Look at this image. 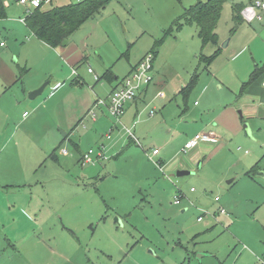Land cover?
<instances>
[{"label":"rangeland","instance_id":"1","mask_svg":"<svg viewBox=\"0 0 264 264\" xmlns=\"http://www.w3.org/2000/svg\"><path fill=\"white\" fill-rule=\"evenodd\" d=\"M78 1L80 0H55L52 6ZM197 1L108 0L105 8L86 20L73 33L72 41L82 47L88 56V61L78 66L76 76L71 75L70 67L67 68L57 50L53 51L57 53L58 58L52 56V48L49 49V46L46 48L44 44L38 49L29 47L26 41L24 44L19 42L17 46H12L8 38V30L0 26V43L6 45L0 46V54L2 50L13 48L15 53L11 54L10 59L19 60L21 64L28 61L31 67L27 78L35 80L44 76L51 80L47 89L35 99L29 97L30 92L22 91L21 94L28 103L50 99L48 93L56 77L47 74L58 64L63 71L66 70L67 76L70 75V81L67 77L64 79L66 83L71 84L75 78L84 80L83 90L78 94L73 92L68 95L66 100L68 104L65 105L67 111L61 109L59 112L61 123L56 124L55 129L62 139L58 151L60 155L64 148L71 152L73 146L69 138L74 141L79 140L86 132L78 122L79 118L74 123L69 120L70 113L74 112L72 108L77 106V97L87 95L86 91L93 85L96 86L98 94L100 90L107 95L110 84L104 80L97 81L96 76L103 77L110 71L118 75L120 81L123 80L132 66L135 67L145 55L153 53L155 42L161 38H164V41L155 60L160 65L159 70L156 68V80L164 84L166 94L172 98L171 105L180 104V113L187 114L188 118L193 117L191 111L197 107L195 101L201 102L198 108H201L200 111H205L202 121L199 120L202 117L199 115L197 122H181L179 125L185 127L181 133H177L175 128L172 130L168 145L171 149L181 148L191 132L192 125L209 121L212 115L228 105L237 107L238 116H241L239 111L242 109L239 107V101L236 100L242 98L243 84L251 79L257 65L264 67V11L256 8L261 18L251 22L244 20L241 24H236L233 19V3L248 0H225L216 29L219 44L217 46L208 44L203 47L195 23L184 24L180 29L175 26L170 33L167 32L182 16L185 8L194 5ZM17 3L15 2L17 6L12 9L13 18H18L22 14L25 16L23 11L25 7ZM244 8L241 11L242 17ZM33 9H28L27 13H31ZM7 16L10 15L7 13ZM217 49L220 51L216 58L208 69L204 68V64L200 63L201 53L212 55ZM59 59L62 60L60 63ZM90 67L94 73L88 72ZM196 72L199 73L197 83L185 96L182 93V86L185 87ZM59 73L60 70L59 72L56 70L52 74ZM214 77L216 80L213 82ZM219 84L224 85L220 87ZM69 86L66 85L67 91ZM152 89L153 86L150 90ZM202 90L206 93L201 100L199 93ZM61 91L53 100H59L58 97L63 96L66 90ZM157 91L154 89L148 92L150 95L148 94L146 101H160L161 97L150 100ZM162 92L160 91L158 96L162 95ZM14 93L16 92L10 91L0 99V150L4 144L5 156L13 154L18 157L15 144L23 139V144L29 147L33 140L28 138L29 136L36 137L35 140L50 137V126L53 122L48 121L52 116L48 108L46 112L44 110L43 114L36 117L30 129L19 128L18 121L21 114L24 111L30 113L32 109L13 108L15 97H19ZM53 100L49 101L50 105ZM104 100L105 104H109V97ZM170 100H166V103ZM150 106L148 111L152 109L153 104ZM101 109H106V106L94 104V108L92 107L97 114L101 113ZM154 112L160 114L161 108L154 109ZM112 121L121 122L120 119L115 118ZM171 125L175 126L173 123ZM153 126L152 124L149 129H145L143 135H138L143 138V146L144 143L147 144L145 149L132 143L129 147L123 145L120 155L116 158L111 157L100 163L98 161L87 163L84 168L78 161L74 162L72 173L66 174L71 177V181L80 179L82 168L87 170L89 165L98 163V170L104 171L95 184L100 188L101 194L86 193L77 197V194H71L76 187L61 181H54L53 184L44 187V194L49 191L51 196L55 197L52 199L54 202L64 201L59 197V192H62L64 198L67 196L65 191H70L69 199L72 204L79 203L82 197H85L87 202V198L91 197L89 199L91 202L98 201L100 205L109 207V213H116L112 220H107V224L101 222L99 227L94 225V229L98 230L97 235L91 237L89 233L88 237L82 235L80 239H71L63 235L62 240L58 236L59 240L56 243L70 253L77 251L79 247L86 249L88 256L77 257L82 260V264H264V175L260 174L264 173V160L259 163L261 169H258L254 176H245L242 173L243 166L248 163L252 149L246 144H241L238 148L239 141L234 132L229 130V138L222 139L216 148L213 147L212 151L208 150L202 154L200 165L197 162L189 164V154L180 151L176 156L179 165L190 167L188 170L192 173L179 176L174 172L167 177L160 172L155 159L147 153L152 152L155 146L163 147V138L168 137L161 131L160 125ZM125 132L128 141L130 133L126 130ZM130 132L132 133V129ZM200 132H205V129H200ZM64 133L71 135L69 138H64ZM250 136L253 140L254 135ZM8 139L9 142L6 143ZM25 146L21 147V153H24ZM88 147L89 144L86 142L82 145L83 150ZM94 149L98 150L99 147ZM136 150L140 154H137ZM130 154H133V157ZM61 162L62 159L59 164ZM108 163H112V168ZM51 164V160H48L45 165ZM62 164L66 165L64 162ZM109 168L112 173L106 176L105 170ZM11 172L0 169V174ZM234 178L235 180L230 183L229 181ZM40 189L43 188L38 187V190ZM178 195H182L181 204L175 203V197ZM13 196L14 194L9 193L3 196V203L13 204ZM217 196L220 197L219 201H216ZM3 203L0 200V205H4ZM184 207H188L185 212H183ZM220 207H225L227 213H221ZM204 211L218 214L215 222L209 226L208 223L214 219L211 214L206 213L204 223L197 222L198 215ZM116 217H121L122 223L115 222ZM106 229L108 231L105 232H109L111 239L105 238ZM112 238L115 241H112ZM2 241L0 233V254L15 255L17 259H21L17 264H32L30 262L32 249L36 253L40 250V243H35L33 247L28 237L21 238L18 251L13 249L9 240H6V244L1 248ZM18 253L19 256H16ZM0 261L3 262L4 259L0 257ZM56 261V264H69L59 257H56Z\"/></svg>","mask_w":264,"mask_h":264},{"label":"crops","instance_id":"2","mask_svg":"<svg viewBox=\"0 0 264 264\" xmlns=\"http://www.w3.org/2000/svg\"><path fill=\"white\" fill-rule=\"evenodd\" d=\"M54 1L55 0H47L45 2L44 8L47 6L49 8L46 9H51L54 7L52 6ZM15 2L17 1L4 0L6 11L10 16L0 19V21H2L0 26L5 30H8L10 45L17 46L19 42L23 44L28 42L29 47L38 49L43 46L42 44H44L46 48H52V56L58 58L57 53L61 54L60 58L66 64L67 68L70 67L69 72L71 71L72 76L78 75V66L83 62L88 61V56L85 54V51H83L82 47L72 41L73 34L66 45L58 48L51 47L47 43L40 40L28 27L26 23V17L28 15L27 7H23L25 16L22 14L19 15L18 18L12 17V9L17 6L15 5ZM17 4L20 5L19 3ZM0 46L4 47L6 45L3 46V42H1ZM53 50H57V53ZM13 53H15L13 48H7L2 50V54H0V99L6 93L13 91L16 92L14 94L19 96L15 97L13 108L19 109V107H30L32 109L30 113L24 111L21 114L20 120L18 121L19 128L25 127L26 129H30L33 126V122L36 117L40 114H43L44 110L46 112L48 108L52 114L48 121L53 122V124L50 126V137L45 139L39 138V140H35L36 137L29 136L28 138H33L31 145H28L29 147L23 144V139L19 143L15 144L17 153L19 155L18 157L13 154H8L5 156L4 148L6 147L4 144L3 148L0 150V169L3 168L7 172L12 171L11 173L0 174V200L3 203V196H7L8 193L11 195L14 194V201L12 202L13 204L3 203L4 205H0V211H3L0 212V233L2 234L3 238L1 248L6 244V240H9L12 243L11 245L14 250L20 249L18 248L19 241L21 238L25 237H28L29 242L30 244H33V247H35V243H40V250L37 253L34 249H32L33 255L32 259H30L32 264H56V257L62 258L66 261V263L69 264H82V260L78 259L77 257L82 256L85 258V256H88L86 255V249L84 250L79 247L77 251L70 253L67 249L60 247L56 241L59 240V237L63 238V235L71 239H80V236L84 235L85 237H88L90 233L91 237H93L97 235L98 231L97 229H94V225L99 227L102 224L101 222L107 224V220H112L113 216L116 214L115 212L109 213V207L107 205H100L98 201L95 203L91 202L89 200L91 197L87 198V202L85 201V197H82L79 199V203L77 202L76 204H72L73 202H70L69 199L70 191H65L67 196L64 198L62 192H59V197L64 201L56 202L52 200L55 197L53 198L49 191L46 193L47 195L43 192L44 187L48 184H53L54 181H61L67 185L75 186L76 188L71 191V194H77V197L86 193L90 195L99 194L100 188L95 184L102 177L104 171L98 170V163L89 165L87 170L83 169L84 166L87 165V163L83 164V156L91 148L104 146L103 152L108 158L104 159V157L96 156V161L99 163L111 157H118L120 155V151L123 149V145L129 147V144L135 143L137 146H141L143 149H145L147 144L144 143L143 146V138L139 137L138 135H143L145 129H149L150 125L152 126V124L154 126L160 125V128L162 129L161 131H163V133L168 136L163 138L162 143H164V146L159 148V153L156 155H153L150 151L147 153L155 159L158 167L160 168V172H163L165 175H167V177H170L174 172L177 174L178 170H188L190 168L188 166L181 167L179 165V160L176 156L180 151L189 154V164L192 165L195 162L199 163L201 161V157L203 156L202 154L204 152L206 153L208 150L210 151L213 149V147L216 148L217 145L221 143L222 139L229 138L228 131L232 130L235 134V137L239 141L238 148L241 147V144H246L252 149V153L248 157V163L244 164L243 166L244 168L242 173H244L245 176H254V174H256L258 171L254 170V168L258 166V169H261L259 163L264 160V72L258 79L248 84V86L242 91V98L236 100L237 102L239 101V107L242 109L243 116H238L236 111L237 107L228 105L214 116L212 115L209 121H206L202 124L192 125V129H190L191 132L189 135H187V139L185 140L184 144L180 149L176 150L171 149L168 146L170 141L169 134L172 133L174 128L177 130V133H181L182 130L185 129L184 126L179 125L181 122H197L199 115L202 116L199 119L202 121L205 116V111H200L201 108L198 107L201 105V102L199 103L198 101H195L194 103L197 107L191 111V113H193L191 114L193 117L188 118L189 116L187 114L180 113V104L171 105L172 98L166 94L165 89L163 88L164 84L159 82L160 80H156L157 69H160L159 62H155L157 56H155L154 59L153 82L150 84V87L147 86L143 91H141L134 100L130 101V103H127L124 114L119 118L121 121L120 123H114L112 121L113 118L108 114L106 109H101V113L99 112L98 114L96 112L95 117H92L90 114V110L92 107L94 108L96 100L109 97L112 90L115 89L122 81L119 80L118 75L113 73L108 75L107 78L97 75V81L104 80L110 84L109 92L107 95H105V92L99 90V93L101 94L100 95L98 92H96V86L93 85V87L88 90L89 92L86 91L87 95L83 97H77V106L72 108L74 109V112L70 113L71 116L69 117V120L70 122L74 123V121L79 118L78 122H80L82 127L86 129V132L82 134V138H79V140L75 141L69 138L71 135L70 133H66L64 138H69V142L72 144L73 148L71 149V152H68V150L65 148L62 149L60 155L58 151L61 148L62 139L59 137L60 135H57L55 129L56 124L61 123L59 118L61 114L59 112L61 109L67 111L65 105L68 104L66 101L68 95H71L73 92H77L78 94L81 90H83L84 80L81 78H75L71 84L66 83V80L64 79L67 77V79H69L68 81H70V75H68V77L66 75V70L63 71L58 64L54 70L51 69V72L47 74L51 77H56L52 88L48 93L50 99H44L36 103H28L25 97H23L21 94L22 91L24 92L26 90L31 92L39 88L41 85H43L44 81H46L47 86L44 89L45 91L51 80H48V77L44 76L35 80L27 78V74L30 71L29 69H31L28 61L24 62L23 64H21L19 60L12 61L10 56ZM62 60L59 59V63ZM133 67L134 66L130 68L129 74ZM56 70L58 72L60 70V73L52 74L56 72ZM88 72L94 73V70L93 72H90L88 69ZM212 80L214 82L216 80L215 77L212 78ZM66 85H70L68 91L66 89ZM223 85L219 84L220 87ZM151 86H153L156 91H163V94L158 96L159 92L157 91L153 97H150V100H155L158 99L156 97H161L160 101H146L148 94L151 91H154V89L150 90ZM183 86L182 89L184 88ZM61 88L66 90L65 94L58 97L59 100H53L62 92ZM205 93V90L200 91L199 96L201 100L205 97ZM168 99L171 100L169 103H166V100ZM50 100H53L51 105L49 103ZM151 104H153L152 109L148 111V108L151 107ZM140 105L141 107H139ZM158 108H161L160 114H156L154 112V109L156 110ZM185 111H187V109ZM172 123L175 124V126L171 125ZM245 123H248L251 127L252 135H254L253 140L250 139L252 136L249 135L244 127ZM131 129L134 136L130 134L127 141L125 130L129 132ZM200 129H205V132H214L218 141L200 142L199 144L184 151L185 144L197 133H199ZM244 132L246 133L244 134ZM190 135L192 137H189ZM84 141L86 144H89V147L85 150L82 149V145L85 143ZM8 142L9 139L6 141V143ZM22 146H25L24 153H21ZM153 146H155V144ZM153 148H156V146ZM135 152L140 154V152L137 150ZM130 155L133 157V154ZM61 159L62 162L66 164L65 166H63L62 162L59 164ZM48 160H51L52 162L50 166L45 165ZM77 161L83 167L80 171V179L78 181H71V177L69 175L67 176L66 174L72 173V170L74 169V162ZM68 162H70V164ZM111 164L112 163H108V166H111L110 168H112ZM110 168L105 170L106 176L112 173ZM228 175L230 176L231 174ZM33 178L35 180H32ZM234 180L235 178L229 182L231 183ZM38 187H42L43 189L38 190ZM221 208L226 209L225 207H220V210ZM187 209L188 207H184L183 212L187 211ZM206 213L211 214L212 218H214V221L211 220L208 223L207 226H209L215 222L218 214L217 212L210 213L208 211H204L202 214L198 215V223L201 224L206 221ZM225 213H227V209ZM200 216H203V220L201 221L198 219ZM105 231L108 230H104L105 238L111 239L112 236L109 234V232L107 233ZM112 241L115 240L112 238ZM102 252L104 253V251ZM19 254L20 253H18L16 256H19ZM0 257L4 259L3 262L0 261V264H17V261L21 260L17 259L15 255L5 256L0 254Z\"/></svg>","mask_w":264,"mask_h":264},{"label":"trees","instance_id":"3","mask_svg":"<svg viewBox=\"0 0 264 264\" xmlns=\"http://www.w3.org/2000/svg\"><path fill=\"white\" fill-rule=\"evenodd\" d=\"M181 2V0H177ZM225 0H198L194 5L185 8L182 16L174 22V25L167 30L171 32L175 26L180 29L184 24L195 23L198 27V35L201 38L203 47L208 44L217 46L219 44V36L217 34V25L221 17V11ZM108 0H80L75 3L54 6L51 9H45L44 3L40 7L33 9L26 17L28 27L43 42L53 48L63 46L64 41L69 40L72 34L89 18L105 8ZM255 0L247 2L233 3V19L236 24L244 21L241 11L248 4L254 3ZM7 16L4 0H0V19ZM182 20V21H181ZM166 32V34H167ZM164 38L158 39L152 49L154 56H157ZM220 49V48H219ZM217 49L212 55L201 53L200 63L204 64V68L208 69L209 65L219 53ZM264 72V67L256 66L251 79L243 84L245 89L248 84L258 79ZM112 72H106L103 77L111 75ZM199 73L196 72L190 82L182 89V93L187 96L197 83ZM53 156V155H52ZM258 170V166L254 168Z\"/></svg>","mask_w":264,"mask_h":264},{"label":"built area","instance_id":"4","mask_svg":"<svg viewBox=\"0 0 264 264\" xmlns=\"http://www.w3.org/2000/svg\"><path fill=\"white\" fill-rule=\"evenodd\" d=\"M19 4L30 8L40 7L45 4L47 0H16ZM256 8L264 11V0H255L254 3L247 5L243 10V17L246 21H254L256 18H261V16L257 13ZM154 59L155 56L153 53H149L145 55L138 64L133 67L132 71L129 75H127L120 84L112 90L109 95V104H105L104 99L96 100V105H105L108 114L115 118L119 119L125 112V108L128 102L134 100L141 91H143L147 86H149L154 80ZM90 72H93L91 67L89 68ZM90 114L92 117L96 116V112L92 109L90 110ZM130 132V131H129ZM130 134L132 136L133 132ZM218 139L216 138L214 132H200L197 133L191 140H189L184 147V151L189 149L200 142H216ZM104 146H100L98 150L94 148L89 149L83 156V164L86 163H95L96 156L104 157L106 159L103 149ZM159 153V148H153L152 154L156 155ZM194 188H192V191ZM182 195H178L175 197V203H181ZM220 197H216V201H219ZM220 212L225 213L226 209L221 208ZM199 221L203 220V216H200Z\"/></svg>","mask_w":264,"mask_h":264},{"label":"water","instance_id":"5","mask_svg":"<svg viewBox=\"0 0 264 264\" xmlns=\"http://www.w3.org/2000/svg\"><path fill=\"white\" fill-rule=\"evenodd\" d=\"M67 43H68V40L64 41L63 45H66ZM224 45L226 46L227 43H225ZM46 86H47V82L43 83V85H41L39 88L31 91L30 94H29V97L31 99L36 98L38 95H40L44 91V89H45ZM239 112L242 115V111H239ZM244 127L247 130V132L249 133V135H252V131H251V128H250L249 124L248 123H245L244 124ZM63 135L65 136L66 133H64ZM190 173H192V172L190 170H187V169H181V170H178L177 171V175H179V176L187 175V174H190ZM260 174H263L264 175V173H260ZM115 220L118 221V223H122V221L118 217L115 218Z\"/></svg>","mask_w":264,"mask_h":264}]
</instances>
